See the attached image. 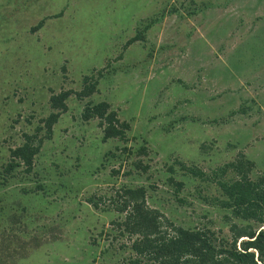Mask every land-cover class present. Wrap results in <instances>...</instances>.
Returning a JSON list of instances; mask_svg holds the SVG:
<instances>
[{
	"label": "rangeland",
	"instance_id": "obj_1",
	"mask_svg": "<svg viewBox=\"0 0 264 264\" xmlns=\"http://www.w3.org/2000/svg\"><path fill=\"white\" fill-rule=\"evenodd\" d=\"M97 71L32 169L0 177V264L123 263L129 240L109 202L120 187L142 186L176 225L227 236L223 166L241 156L264 176V0H0V165L52 92ZM101 100L128 122L125 139L101 141L97 119H81Z\"/></svg>",
	"mask_w": 264,
	"mask_h": 264
},
{
	"label": "trees",
	"instance_id": "obj_2",
	"mask_svg": "<svg viewBox=\"0 0 264 264\" xmlns=\"http://www.w3.org/2000/svg\"><path fill=\"white\" fill-rule=\"evenodd\" d=\"M41 20L35 27L41 25ZM132 37L126 44L135 40ZM95 75H83L78 90L59 89L48 96L49 112L38 120L32 133H22V142L8 149L6 162L0 165V177L9 176L14 169L22 167L24 172L32 169V161L43 141L51 138L53 125L61 113L67 110L66 100L72 94L83 99L96 91ZM82 120L97 119L101 130V141L109 138L125 139L129 124L119 120L116 111L104 100L86 103L80 113ZM139 152H145L144 147ZM180 169L190 175H202L191 165L177 162ZM252 162L241 156L223 166L233 176L229 181H220L219 187L225 195L220 204L230 209L228 235L219 236L209 228L182 227L174 224L158 209L148 206L142 186L120 187L110 196L109 202L122 218L112 220L117 236L129 240V255L121 264H264V176L251 178ZM146 166L142 168L145 169ZM168 171H174L172 166ZM169 181L172 176L168 177ZM3 181V180H2ZM0 180V184L2 183ZM175 189L179 182H173ZM99 201L101 197L97 198ZM93 207L98 202L88 198ZM245 222V223H242Z\"/></svg>",
	"mask_w": 264,
	"mask_h": 264
}]
</instances>
